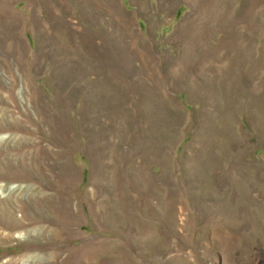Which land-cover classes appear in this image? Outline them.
I'll list each match as a JSON object with an SVG mask.
<instances>
[{
    "label": "rangeland",
    "instance_id": "1",
    "mask_svg": "<svg viewBox=\"0 0 264 264\" xmlns=\"http://www.w3.org/2000/svg\"><path fill=\"white\" fill-rule=\"evenodd\" d=\"M0 264H264V0H0Z\"/></svg>",
    "mask_w": 264,
    "mask_h": 264
}]
</instances>
